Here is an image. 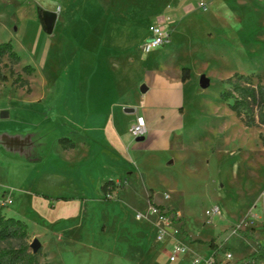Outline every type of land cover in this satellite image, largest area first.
I'll list each match as a JSON object with an SVG mask.
<instances>
[{"label":"rangeland","instance_id":"rangeland-1","mask_svg":"<svg viewBox=\"0 0 264 264\" xmlns=\"http://www.w3.org/2000/svg\"><path fill=\"white\" fill-rule=\"evenodd\" d=\"M199 1L206 6L198 8ZM42 10L58 14L50 34ZM153 23L170 39L144 51ZM7 40L21 61L3 57L1 70L22 73L31 64L35 73L31 92L13 86L10 76L1 80L0 111H10L12 130L42 129L45 152L60 160L31 171L17 163L0 168V194L5 188L12 199L2 210L27 222L28 242L42 244L40 262L195 264L198 256L245 264L257 243L264 245V125L246 126L222 97L224 79L235 72L264 85V0H0V42ZM74 60L83 66L77 88ZM74 93L93 113L115 108V121L91 114L85 132L73 113ZM122 103L146 114L151 131L144 140L126 130ZM61 136L76 150H63ZM84 155L89 160L79 164ZM113 163L130 171L116 172ZM101 176L116 182L110 199L101 192L105 180L97 185ZM151 203L174 209L181 222L171 214L168 224L161 221ZM215 204L220 212L208 214ZM175 241L187 248L171 260Z\"/></svg>","mask_w":264,"mask_h":264},{"label":"trees","instance_id":"trees-1","mask_svg":"<svg viewBox=\"0 0 264 264\" xmlns=\"http://www.w3.org/2000/svg\"><path fill=\"white\" fill-rule=\"evenodd\" d=\"M6 57L8 62L13 65L20 63L21 55L14 49L11 40L0 42V59ZM7 63H4L6 67ZM9 74L4 73L0 68V80H6L9 76L12 78V85L16 87L26 88L31 91L30 81L24 77L23 73L30 76L35 71L31 64L22 66V73H15L13 67L7 66ZM189 68L183 67L182 80L186 81L189 78ZM229 87L222 91L224 100L231 101L228 103L231 110L238 118L246 125H264V85L252 82V74L246 75L235 72L233 75L224 79ZM260 138L264 145V134L260 133ZM59 144L63 148H72L74 141L68 136L58 138ZM116 188L114 179H107L101 184V191L105 199H110L107 194L111 193ZM152 195H150L151 198ZM160 211L165 210L161 204L151 203ZM3 207L0 205V264H49L48 262H40L39 250L33 253L30 250L28 242L29 230L25 220L7 216L3 212ZM165 214H171L173 222H181V217H177L174 209H166ZM180 231L184 232L183 223L180 224ZM241 234L246 237H251L241 231ZM210 245L218 249L214 239L210 241ZM264 259V245L257 243L256 250L249 256L245 264H258L259 260ZM216 264V262H214Z\"/></svg>","mask_w":264,"mask_h":264},{"label":"crops","instance_id":"crops-1","mask_svg":"<svg viewBox=\"0 0 264 264\" xmlns=\"http://www.w3.org/2000/svg\"><path fill=\"white\" fill-rule=\"evenodd\" d=\"M57 19H58V14H57ZM56 23H57V20H56ZM56 23H55V26H56ZM55 26H54V29H55ZM147 30L148 31L145 35V38L147 37V35L149 33V27ZM91 58H92V56H91ZM73 70H74L73 71L74 87H76V88L79 86L81 87L83 84V78L84 77L82 74L83 73V66L81 65V63L79 61L74 60V69ZM34 73H35V71L33 72L32 75L27 76L28 80L30 81V86H31V81H32L31 78L34 75ZM0 82H2V81L0 80ZM19 88H21V87H19ZM147 90H148V88H147ZM31 91H32V87H31ZM146 91L142 92V93L144 94V93H146ZM73 97H74L75 101L79 98L78 106L74 107L73 113L80 115V118H81L82 124H83V130L85 132H86V125H87V122H85V120L86 119L89 120L91 114L97 115L98 112L103 113V115H105L104 120L107 119V121H109V119L112 117L113 121H115V118H116L115 117V108L111 109L110 115H109L108 110H106V111H94V113H93L88 107L86 108V107H83L81 105L80 95H78V93H74ZM114 103L112 105H114ZM118 106H121L122 108L125 107L124 108L125 112L129 114V116L126 118V122H127L126 130L127 131H129L130 123L134 120V118L137 115H143L146 119V122H147L146 114L144 112H140V110L136 111V108L134 105L128 104V103H122V104H119ZM4 110L8 112V116L7 117H1L0 116V168H1V166H4V165L10 166L12 163H17L21 166H24L27 170L29 169L31 171L34 167H37L38 165L43 166L44 164L50 162V160L52 163L58 165V163L60 162L58 157L49 156L44 150L46 143H45L44 133H43L42 129H40L38 127L36 129L34 128L33 130H30V131L29 130L28 131H21L18 129L12 130L8 125L9 122L6 121V119L10 117L11 113L6 107L2 108L1 111H4ZM147 111H148V109H147ZM147 111H146V113H147ZM147 127H148V132L151 131V126H148V123H147ZM80 128L81 127H78L79 131H81ZM58 138H57V143L59 144ZM90 140L91 139H90L89 135L84 133L81 141L83 143L84 148H87V153H90L92 151V148H93L92 141L90 142ZM59 146L63 150L69 151V152L75 151L76 148L78 147L76 142H74V146L72 148H63L60 144H59ZM84 157H85V155L81 159H83ZM86 157H87V154H86ZM86 157L84 158V160H81V162H79V164L80 163L83 164L87 160H89V158L86 159ZM113 164L116 165V167L114 169L116 172H119L121 170L130 171V170H128V168H124L123 166L118 167L119 164H117V163H113ZM82 167L85 168V166H82ZM108 179H111V178H108ZM104 180H107V178H105V176H101L97 181V185H98V183H102ZM100 187H101V185H100ZM0 195L6 196V189L5 188H3ZM7 197H9V196H7ZM146 226L148 228V234H150V232L152 233L150 225L147 224ZM160 244H161V242L158 243L157 245L160 246ZM161 246L162 247L160 249H163V246H165V244L162 243ZM146 248L149 250L151 249L148 246Z\"/></svg>","mask_w":264,"mask_h":264},{"label":"built area","instance_id":"built-area-1","mask_svg":"<svg viewBox=\"0 0 264 264\" xmlns=\"http://www.w3.org/2000/svg\"><path fill=\"white\" fill-rule=\"evenodd\" d=\"M197 6L199 8H204L206 6V4L203 1H199ZM170 39V33L167 30L166 27L162 26L160 23H153L150 24L149 26V33L147 35V37L145 38V40L143 41L142 45V49L144 51H149L153 48L159 47L164 45L165 43H167ZM129 132L133 137H137V136H141V135H146L148 132V127H147V122L146 119L143 115H137L134 120L130 123V127H129ZM10 203H12V199L10 197L7 196H0V205L2 206H7ZM154 210H158V213L160 214V220L165 222L166 224H168V218L167 216H169L170 214H165V210L160 211L158 208H156L154 206ZM220 212V207L219 205L215 204L213 205L208 211V214H217ZM172 220V219H171ZM166 229L165 228H161L158 234V237L161 239L163 237V235L165 234ZM186 244L181 242V241H175L173 242V251L170 254V259L174 260L175 259V253L176 252H184L186 251ZM226 257L227 258H231V253L230 252H226ZM203 263V264H214V259L211 258H207V259H203L200 258L198 256H194L193 258V263L195 264H199V263Z\"/></svg>","mask_w":264,"mask_h":264},{"label":"water","instance_id":"water-1","mask_svg":"<svg viewBox=\"0 0 264 264\" xmlns=\"http://www.w3.org/2000/svg\"><path fill=\"white\" fill-rule=\"evenodd\" d=\"M41 17H42V21H43L45 31L49 34L52 33L54 30L56 20H57V13L53 12V11H49V10H42L41 11ZM208 84H209V79L205 75H201L200 85L202 87H206ZM146 90H147L146 87L142 88V92H145ZM0 116L1 117H7L8 112L5 110L1 111ZM144 139H145L144 135L135 137V140H137V141H142ZM29 245H30L32 252L36 253L41 248L42 244H41L39 239L33 238V240L31 241V243Z\"/></svg>","mask_w":264,"mask_h":264}]
</instances>
